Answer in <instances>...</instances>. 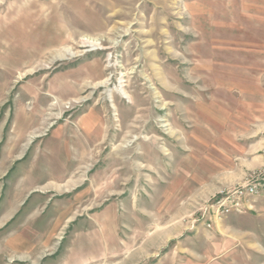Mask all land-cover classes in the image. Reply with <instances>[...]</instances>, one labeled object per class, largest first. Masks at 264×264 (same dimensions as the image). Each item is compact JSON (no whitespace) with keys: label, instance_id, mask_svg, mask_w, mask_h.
<instances>
[{"label":"rangeland","instance_id":"374dc122","mask_svg":"<svg viewBox=\"0 0 264 264\" xmlns=\"http://www.w3.org/2000/svg\"><path fill=\"white\" fill-rule=\"evenodd\" d=\"M253 173L264 0H0V264H264Z\"/></svg>","mask_w":264,"mask_h":264},{"label":"built area","instance_id":"2783aa9c","mask_svg":"<svg viewBox=\"0 0 264 264\" xmlns=\"http://www.w3.org/2000/svg\"><path fill=\"white\" fill-rule=\"evenodd\" d=\"M261 194H264V173H253L245 183L222 190L204 212L205 215L208 213L207 225L211 226L213 218L245 211Z\"/></svg>","mask_w":264,"mask_h":264},{"label":"crops","instance_id":"0c3cea01","mask_svg":"<svg viewBox=\"0 0 264 264\" xmlns=\"http://www.w3.org/2000/svg\"><path fill=\"white\" fill-rule=\"evenodd\" d=\"M25 241H27V239L23 240L24 243L22 242V245H23L22 247H17V248L15 247V250L19 248L18 249L19 253H17V254H21V253L25 252L24 253V257L31 258L36 253L37 247L35 248V246H34L35 244H34L33 240H32L31 243L30 242H25ZM28 243H30V246H28L29 245Z\"/></svg>","mask_w":264,"mask_h":264},{"label":"bare ground","instance_id":"6f19581e","mask_svg":"<svg viewBox=\"0 0 264 264\" xmlns=\"http://www.w3.org/2000/svg\"><path fill=\"white\" fill-rule=\"evenodd\" d=\"M88 43H89V44H91V45H93V44H94V46H96V42H92V41H91V42H89V40H88ZM97 45H99V43H98Z\"/></svg>","mask_w":264,"mask_h":264}]
</instances>
